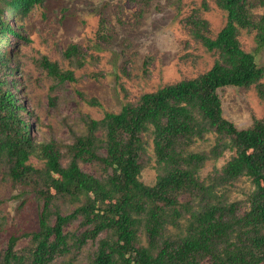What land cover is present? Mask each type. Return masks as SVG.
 Instances as JSON below:
<instances>
[{"label": "trees", "instance_id": "1", "mask_svg": "<svg viewBox=\"0 0 264 264\" xmlns=\"http://www.w3.org/2000/svg\"><path fill=\"white\" fill-rule=\"evenodd\" d=\"M216 1L227 12L216 37L203 32L205 19L192 21L196 38L218 54L210 69L144 92L120 112L83 118L85 131L69 143L32 135L34 121L25 117L8 77L17 67L0 50V159L11 179L30 186L42 202L38 230L11 236L0 264H78L76 252L96 239L85 264H264V116L239 128L224 115L219 95L226 86L254 85L264 101V66L239 39L241 30L253 32L264 47V13L254 11L255 0ZM42 2L0 0V43L6 46L10 35L26 40L6 12L23 17ZM76 51L72 44L67 55ZM42 64L60 81L74 78L47 58ZM148 137L154 184L140 178L151 160ZM226 151L230 158L202 177L205 163ZM92 162L100 165L99 175L82 169ZM243 177L252 189L232 199L229 187ZM58 199L74 208L63 213ZM20 238H28L21 247Z\"/></svg>", "mask_w": 264, "mask_h": 264}, {"label": "rangeland", "instance_id": "2", "mask_svg": "<svg viewBox=\"0 0 264 264\" xmlns=\"http://www.w3.org/2000/svg\"><path fill=\"white\" fill-rule=\"evenodd\" d=\"M255 2L254 11L264 13V0ZM6 16L26 36L24 40L10 35L6 46L0 43V50H7L12 59L11 66L17 67L8 77L17 84L25 117L34 121L32 135L38 141L57 143L72 142L84 132L87 116L101 119L105 111L120 112L125 103L138 100L144 92L206 72L218 54L196 38L192 21L205 19L203 32L212 38L227 22V12L216 0H43L23 17L18 11L6 12ZM239 39L244 50L264 66V47L256 43L254 33L241 30ZM72 44L77 51L69 56ZM45 58L62 71H72L73 80L60 81L49 74L42 64ZM219 95L224 115L239 128L264 116V101L254 85L226 86L219 89ZM148 140L146 156L151 160L140 178L154 184L157 170L152 139ZM231 154L226 151L208 160L201 176H207L214 166L220 168ZM30 161L37 168L44 167L43 160L35 156ZM81 167L91 174L101 173L95 162L81 163ZM229 189L232 199H244L252 183L243 177ZM56 205L63 213L74 208L59 199ZM41 209L35 192L14 182L8 164L0 159V256L11 236L38 230ZM27 241L20 238L18 246ZM97 243L98 239L89 241L76 252L78 264L86 263Z\"/></svg>", "mask_w": 264, "mask_h": 264}]
</instances>
